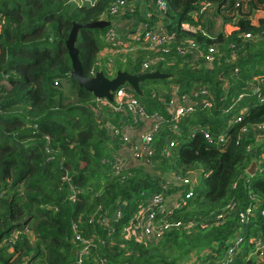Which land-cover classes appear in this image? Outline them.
<instances>
[{"label":"trees","instance_id":"trees-1","mask_svg":"<svg viewBox=\"0 0 264 264\" xmlns=\"http://www.w3.org/2000/svg\"><path fill=\"white\" fill-rule=\"evenodd\" d=\"M119 1L129 6L135 0H0V264H181L216 244L214 255L202 261L236 250V232L243 238L241 254H247L250 238L264 236V158H256L264 154V142L248 152L254 140L240 131L264 122V100L258 98L264 94V0H166L161 19L173 37L158 51L134 40L140 47L134 53L99 58L114 49L104 37L111 24L79 29L75 47L84 75L135 73L149 59H156L149 71L169 74L140 81L141 96L131 89L146 114L165 119L150 144L151 165L132 163L114 173L110 162L121 141L103 123H142H133L127 109L96 111L99 99L70 75L66 39L74 23L112 21L109 9ZM136 4L128 16L148 24L157 20ZM218 16L216 31L212 17ZM190 45L194 52L179 53ZM175 87L189 98L191 110L173 129L166 105ZM244 107L242 120L234 122ZM252 161L258 164L250 175ZM70 183L75 201L68 198ZM156 191L186 200L169 217L183 225L152 244L126 238L123 226L131 212ZM249 203L252 215L241 223L239 214ZM117 204L122 217L100 223ZM14 230L19 232L9 241ZM84 246L88 253L79 259ZM241 254L232 262L264 264L256 253L246 262Z\"/></svg>","mask_w":264,"mask_h":264},{"label":"built area","instance_id":"built-area-1","mask_svg":"<svg viewBox=\"0 0 264 264\" xmlns=\"http://www.w3.org/2000/svg\"><path fill=\"white\" fill-rule=\"evenodd\" d=\"M156 3L158 4L160 8V12L164 13L166 10L167 1L166 0H156ZM126 5L125 2L119 1L118 3H115L111 6L109 9L110 14L112 15H118L120 14ZM133 10V9H132ZM131 10V11H132ZM135 33H131L128 35V38L130 41L134 40H142L145 43H148V47L154 51H158V48L166 43L171 42L172 40V33H169L166 29L159 27L157 25H150L148 23H145L141 26L139 33L136 35ZM249 37L250 35H246ZM105 40L110 43L114 49L113 51H118L120 48L126 49V52H129L132 50V47L129 45L128 42L125 41V39L121 38L114 27V25L110 26L106 32H105ZM129 45V46H128ZM194 45H190L188 48H180L179 53L185 54L189 50H192L191 52H194ZM214 53L213 49H209V54L207 55V61L210 63L212 61ZM156 59H149L148 61H145L142 64V70L141 71H147L151 64H154V61ZM149 71V70H148ZM261 80L258 81L256 88L259 87ZM172 92L173 94L170 97V100L168 101L166 105V111L170 115V124H172V128H177V123L179 121V118L187 114L191 110V103L189 102V98L186 95H180L177 93V88L175 87ZM205 90H202V93H204ZM197 93H194V96ZM240 96V95H239ZM258 98L260 101L264 100V94L261 92L258 94ZM109 107L107 109V112L113 111L115 113H122L125 109L129 110L132 115V121L133 123H139L141 122L142 128L138 130L139 135L138 138L133 137V130L132 127H138V125H124L119 124L116 125L113 122L106 121L104 122V127L107 130V132L111 135H117L119 136V139L121 141V144L119 145L120 148L112 155V160L110 162L111 168L113 169L114 173L123 171L127 169L132 163H135L137 161H141L142 158L146 159L147 157L150 158V155L152 154L151 150V141H153L154 133L158 132L160 127L164 124V120L158 113H151L150 115L146 114L145 111L142 109V107L139 104L138 99L135 97L133 92L131 91V88L126 86L118 87L113 92V101H108L105 98L99 99L96 102V109H99L101 107ZM247 111V109L244 107L243 111L240 112V115L234 119V122H239L243 118V113ZM260 130L264 131V122L260 124H253V125H243L240 128L241 132H245V134L249 130ZM201 131V129H200ZM249 133V132H248ZM240 135V134H239ZM204 136L208 141H212L211 134L208 130L204 131ZM239 138V137H238ZM219 140H224V135L219 136ZM173 142L170 141V145H172ZM248 152H252L250 144L246 147ZM257 161L261 163L262 158H264V154L257 155L256 156ZM103 163H105L103 161ZM258 164V163H257ZM66 180V178H63ZM185 182V181H184ZM76 194L77 190L69 184V196L72 201L76 200ZM193 195V191L190 190L186 193V198ZM150 195H148L145 199L141 201V204L138 209H142V212L138 215V221L136 224L131 225L128 229H124V236L126 238H132L136 241L142 242V243H156L158 242L164 233L172 228L181 227L183 224L180 221L176 222H169V217L172 213L177 211L178 209L182 208L185 205L186 200L179 201L176 197L174 198H168L165 197L163 193L160 192H152L150 198ZM252 196V195H251ZM149 198V199H148ZM255 199V197H252ZM166 199H169V202L165 207V201ZM163 207V208H161ZM254 204H248L245 208V211L240 213L239 221L241 223H244L249 216L252 215V209H254ZM230 212L232 210H235L234 204L229 205ZM120 212H122L120 209H115L113 212L106 213L104 217L101 216L100 223L106 224V218L110 219H120L122 216H120ZM119 214V215H118ZM262 216H264V210H261ZM118 215V217H116ZM225 214H221L219 218H224ZM75 226V225H74ZM135 228L134 237L130 235L132 232V229ZM29 229H25V231H28ZM19 230H14L11 233V236L9 238V241H13L15 236L18 234ZM241 232H236L234 236L236 239L234 240L235 245L237 246L240 244L242 246V240L243 238L240 236ZM76 239H80L79 235H75ZM249 242L251 243L250 248L247 252V254H258L262 258L259 260V262L264 263V236L263 237H256V238H250ZM254 246H256L254 248ZM252 249V251H251ZM88 253V247L84 246L78 250V258L81 259V257ZM234 253V249L228 248L226 250V253L222 254L217 260H205L203 262L198 261L196 264H229L231 262L230 256ZM210 262V263H209ZM261 262V263H262Z\"/></svg>","mask_w":264,"mask_h":264},{"label":"rangeland","instance_id":"rangeland-1","mask_svg":"<svg viewBox=\"0 0 264 264\" xmlns=\"http://www.w3.org/2000/svg\"><path fill=\"white\" fill-rule=\"evenodd\" d=\"M78 2H82V1H84V0H77ZM140 2H141V0H139ZM147 1V2H146ZM143 2L144 3H146V6H144L143 5V7H144V10L145 9H148V10H150V13L147 15L146 14V16L148 17L150 14H154L155 16H157V20H155L152 24H150V25H157V26H159V27H162V28H164V26H163V20L161 19V17H162V13L160 12V8H159V6H158V4L156 3V0H143ZM137 2L136 1H133V3L132 4H129V6H127V5H125L124 6V8H122V12L120 13V14H118V15H115V18L114 19H112V21H111V25L110 26H112V25H114V27L116 28V30H117V32H118V34H119V36L121 37V38H123V39H125V41L126 42H128L129 43V45L132 47V50L131 51H129V52H133L134 50L135 51H137L138 49H140V47L138 46V45H135L134 43H132L131 41H130V39L128 38V35L133 31V30H135V31H137L136 32V35L139 33V30H140V28H141V26L143 25V24H145V23H148V22H144V21H140V20H137L136 18H133V17H131V16H128V13L127 12H131V10H132V8L133 9H135L136 7H137V4H136ZM140 4V3H139ZM139 4H138V6H139ZM142 6V5H141ZM209 7H212L211 8V10L214 8V6H209ZM142 8V7H141ZM161 20V21H160ZM212 22H213V28H214V30H216V31H218V30H220V26H221V20H220V17L218 16V17H212ZM109 26V27H110ZM165 29V28H164ZM128 45V46H129ZM134 51V52H135ZM129 52H127V53H129ZM133 52V53H134ZM106 53H111V56L112 55H115V57H117V56H119V55H122V56H124L125 55V53H126V49H124V48H120L118 51H116V52H113L111 49H108V50H106V51H101L100 52V54H99V58H101L103 55H105ZM154 86H157L156 84H152V85H150L149 87H151V88H153ZM103 108L104 107H101V108H99V109H97L96 111H101V110H103ZM243 111V108H241L240 109V112H242ZM169 123H171L170 122V119H169ZM142 128V125H138V127H132V130H133V137L136 139V138H138V135H139V132H138V130H140ZM248 132H250V133H252V131L251 130H249ZM210 133V132H209ZM249 133V134H250ZM262 137H259V136H255L254 138H253V140H254V142L253 143H250V146H251V149L252 150H254L255 149V147L257 146V145H259L260 143H262V142H264V140H262L261 139ZM166 140H170V141H172L173 142V144L172 145H175V143H176V141H175V139L173 138H171V139H169L168 137L166 138ZM139 162V163H138ZM140 164V165H143V166H145V165H151V162L149 161V157H147L146 159H143L142 158V160L141 161H137V162H135V164ZM111 170L113 171V169L111 168ZM114 172V171H113ZM151 194H152V192H150V193H147V194H145L143 197H144V199L148 196V195H150L151 196ZM142 195V194H141ZM150 196H149V198H150ZM148 198V199H149ZM143 200V199H142ZM141 200V201H142ZM171 202H173V201H171ZM171 202H169V199H166V201H165V207H166V205L168 204V203H171ZM161 208H163V207H161ZM115 209H120L121 211H122V206L119 204H117V206H116V208ZM140 212H142V209L140 208V209H137V210H134L133 212H131V214H130V216L128 217V221H127V223L126 224H124V226H123V231H124V229H128L131 225H134V224H136L137 223V221H138V215H139V213ZM119 215V214H118ZM118 215L116 216V217H118ZM123 215V211L122 212H120V216H122ZM119 219V218H118ZM125 232V231H124ZM134 233H135V228H133L132 229V232L130 233V235L132 236V237H134ZM124 238V237H123ZM236 244V243H235ZM256 246H254V248H255ZM218 248V244H216L215 245V248L213 247V249L215 250V249H217ZM214 250L213 251H209V252H207V255L208 256H212V255H214ZM216 251V250H215ZM251 251H252V249H251ZM234 252L235 253H233L232 254V256H230V258H231V260L233 261L234 259H237V257H238V255L239 254H241L242 252H243V247H241V245L240 244H238L237 245V248H236V250L234 249ZM207 255H194L193 254V256H190V258L187 260V261H184V262H182V261H180V263L181 264H195V260H196V262H198V261H201V262H203L202 260H203V258H206V256ZM242 255V258L241 259H243L245 262L246 261H249L250 260V258L253 256V254L251 253V254H246V253H244V254H241ZM208 258V257H207ZM229 262V264L231 263H233V262ZM235 261V260H234ZM210 263V262H209ZM233 264H235V262L233 263Z\"/></svg>","mask_w":264,"mask_h":264},{"label":"water","instance_id":"water-1","mask_svg":"<svg viewBox=\"0 0 264 264\" xmlns=\"http://www.w3.org/2000/svg\"><path fill=\"white\" fill-rule=\"evenodd\" d=\"M223 0L222 2H224ZM111 24L109 20L91 21L84 24L74 23L66 39V47L72 64V70L70 75L76 79L81 87H84L87 91L92 93L98 99L105 98L108 101H113V92L122 85H127L134 90L136 94L141 96L142 90L139 87V82L145 79H163L169 76L167 73H163L159 70L153 71H138L135 73H129L124 70H117L114 76L108 77L103 71L99 70L93 75H84L82 71L81 62L78 57V50L75 47L78 32L81 27L89 28H104ZM257 164L252 161L247 172L253 175L256 171Z\"/></svg>","mask_w":264,"mask_h":264},{"label":"crops","instance_id":"crops-1","mask_svg":"<svg viewBox=\"0 0 264 264\" xmlns=\"http://www.w3.org/2000/svg\"><path fill=\"white\" fill-rule=\"evenodd\" d=\"M138 4H139V8H140V12H141V14L142 15H145L146 16V14L148 15L149 13H150V10H148V9H145L144 10V7H143V5L144 6H146V3H144L143 2V0H141V2L139 1V0H135ZM147 2V1H146ZM142 5V6H141ZM142 7V8H141ZM252 131V133H250L249 134V137H252V138H254L255 136H259V137H262L261 139L262 140H264V131H260V130H256V129H253V130H251Z\"/></svg>","mask_w":264,"mask_h":264}]
</instances>
